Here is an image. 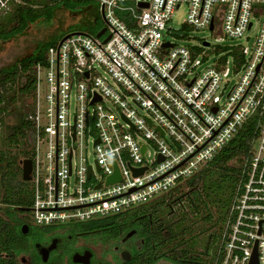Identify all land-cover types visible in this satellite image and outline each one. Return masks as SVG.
I'll list each match as a JSON object with an SVG mask.
<instances>
[{
	"label": "built area",
	"instance_id": "built-area-1",
	"mask_svg": "<svg viewBox=\"0 0 264 264\" xmlns=\"http://www.w3.org/2000/svg\"><path fill=\"white\" fill-rule=\"evenodd\" d=\"M95 1L102 36L73 32L36 68L34 223L88 222L153 201L255 118L218 264H264V0ZM23 3L0 0V15ZM183 6V30H210L213 42L192 44L170 26ZM115 162L121 180L107 184Z\"/></svg>",
	"mask_w": 264,
	"mask_h": 264
},
{
	"label": "trees",
	"instance_id": "trees-1",
	"mask_svg": "<svg viewBox=\"0 0 264 264\" xmlns=\"http://www.w3.org/2000/svg\"><path fill=\"white\" fill-rule=\"evenodd\" d=\"M59 9L85 13L79 22L70 26L73 32L82 31L96 35L101 30L99 19L95 16L99 11L95 0H25V3L16 5L12 11L0 17V39L8 40L24 34L31 24L51 22ZM67 34L68 32L59 33L40 42L32 54L0 69V125L4 129V138L0 145V198L4 206L0 211L3 210L7 216L15 210L29 211L33 204V184L22 179L21 161L33 158V147L27 144V139L34 129L29 117L34 111L35 101L34 104L26 105L24 100L28 96L35 98L37 65L47 63L49 48L59 43ZM9 115L16 118L15 124L7 123L6 117ZM258 134V120L251 118L212 160L184 181L187 187H190L188 192L181 189L182 182L174 190L149 203L116 216L80 224L127 225L128 221L145 215L146 226L176 228L175 231L165 233L170 237L165 241L176 246L177 256L171 259L177 264H185L188 235L193 236L192 258L198 257L201 261L202 256L196 253L199 242L195 236L198 231L194 228L200 226L205 229L215 226L217 230L212 235L215 242L219 240L239 192L245 160L250 156ZM185 197L186 202L180 207L177 218L175 216L171 218L170 215L156 216V212H164L166 206H171L174 201L179 202ZM2 221L3 217L0 215V228L3 227ZM53 227L45 226L47 229ZM218 246L215 247L216 253L213 257L205 259V263L198 264H218Z\"/></svg>",
	"mask_w": 264,
	"mask_h": 264
},
{
	"label": "flooded vegetation",
	"instance_id": "flooded-vegetation-1",
	"mask_svg": "<svg viewBox=\"0 0 264 264\" xmlns=\"http://www.w3.org/2000/svg\"><path fill=\"white\" fill-rule=\"evenodd\" d=\"M75 13L80 18L85 16ZM30 214L23 209L10 216L4 213L0 264H177L171 259L177 256L176 246L165 241L170 238L165 233L176 228L146 226L145 215L127 225L83 226V222H72L47 229L36 225ZM187 240L185 264L205 263L210 255L208 246L196 250L202 256L200 261L192 258L193 236L188 235ZM44 249L48 251L46 260Z\"/></svg>",
	"mask_w": 264,
	"mask_h": 264
},
{
	"label": "rangeland",
	"instance_id": "rangeland-1",
	"mask_svg": "<svg viewBox=\"0 0 264 264\" xmlns=\"http://www.w3.org/2000/svg\"><path fill=\"white\" fill-rule=\"evenodd\" d=\"M75 12L77 11L72 10L71 12L65 9H59L57 10L55 17L51 22L46 23L44 21L43 22L41 21L35 24H31L27 28L24 34L17 35L14 38H11L8 40L0 39V69L12 64L13 62L27 55L32 54L37 44H39L40 42L44 40L51 38L54 35H57L59 33L61 34L63 32H68V34L73 33L70 26L76 24L81 19L79 16H77L78 13H75ZM84 12L86 11L84 10ZM3 15L5 14H1L0 17H2ZM95 16L98 17L100 28L102 29L104 27V21L102 19L101 12L97 11L95 13ZM185 19H186V7L183 6L177 12L174 13L172 20L169 22V24L178 33L187 34L188 32L189 36L191 37L190 43L192 44H196L202 40H207L211 42L214 41L216 33L210 30L190 28V29H187V31H184L182 25ZM34 99L35 98H33L32 96H28L24 100L25 104L26 105L34 104V101H35ZM6 121L8 124L12 125V124H15L16 118L14 116L9 115L6 117ZM3 132H4L3 126L0 125V145H2L1 142H2V139L4 138ZM27 144L30 147L31 146L33 147L32 133L29 135L27 139ZM21 177H22V173H21ZM181 189L184 190L185 192H188L190 190V187H187L186 182H183L181 184ZM0 197H1V188H0ZM149 202H146V203H149ZM185 202H186V197L180 200L179 202L174 201L171 206L168 205L164 208V212L162 211L156 212V216L159 215L161 217H166L167 215L168 216L170 215L171 218L174 216L177 218L178 211L180 207L184 206ZM146 203H143V204H146ZM143 204H140V205H143ZM3 206L4 205L1 203V198H0V208ZM0 215H2L3 218L5 217L3 210L0 211ZM29 218L33 220L32 213L29 215ZM194 230L198 231L196 235L198 238V242H199V246L197 247V250H204L205 246H208L210 255L207 258H210L211 256L213 257V255H215L214 253H216L215 247L218 245L219 241L217 242L214 241V237L212 233L215 232V230H217V227L214 226V227H208V228L202 229V227L197 226V228H194Z\"/></svg>",
	"mask_w": 264,
	"mask_h": 264
},
{
	"label": "water",
	"instance_id": "water-1",
	"mask_svg": "<svg viewBox=\"0 0 264 264\" xmlns=\"http://www.w3.org/2000/svg\"><path fill=\"white\" fill-rule=\"evenodd\" d=\"M212 28V27H211ZM105 32V28H103L101 31L98 32L97 36L100 37L102 36V34ZM73 33L67 34L61 41H64L68 36L72 35ZM110 37H108L105 41L109 40ZM145 149V147H143V150ZM21 167H22V179L24 181H31L32 180V171H33V160L30 158L27 159H23L21 161ZM114 167H115V173L113 175H111L108 178L107 184H112L115 183L117 181L121 180V174L120 171L118 169L117 163H114ZM145 170V168H141V169H134L136 174H140ZM100 187V185H99ZM25 210V209H23ZM31 210V208L29 209V211ZM27 225H24V228H26ZM47 255H48V251L46 249L43 250V256L44 259H47ZM255 261L257 259V253L255 251Z\"/></svg>",
	"mask_w": 264,
	"mask_h": 264
}]
</instances>
